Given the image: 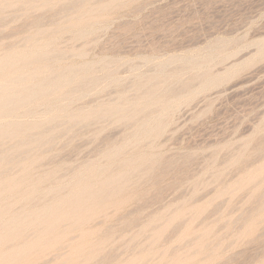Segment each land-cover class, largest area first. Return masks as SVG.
<instances>
[{"label": "rangeland", "instance_id": "1", "mask_svg": "<svg viewBox=\"0 0 264 264\" xmlns=\"http://www.w3.org/2000/svg\"><path fill=\"white\" fill-rule=\"evenodd\" d=\"M0 264H264V0H0Z\"/></svg>", "mask_w": 264, "mask_h": 264}, {"label": "bare ground", "instance_id": "2", "mask_svg": "<svg viewBox=\"0 0 264 264\" xmlns=\"http://www.w3.org/2000/svg\"><path fill=\"white\" fill-rule=\"evenodd\" d=\"M259 199V198H258Z\"/></svg>", "mask_w": 264, "mask_h": 264}]
</instances>
